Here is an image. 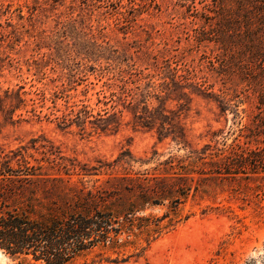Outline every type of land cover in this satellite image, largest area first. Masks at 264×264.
Listing matches in <instances>:
<instances>
[{"label":"rangeland","instance_id":"rangeland-1","mask_svg":"<svg viewBox=\"0 0 264 264\" xmlns=\"http://www.w3.org/2000/svg\"><path fill=\"white\" fill-rule=\"evenodd\" d=\"M195 7L201 10L197 0ZM192 12L179 0H0V155L27 146L39 156L31 149L34 138L80 163L124 158L130 172L151 173L169 155L182 157L186 150L170 136L159 137L155 128L134 125L132 104L110 97L123 83L118 68L152 73L166 59L175 66L180 56L202 69L205 85L211 86L207 91L214 93L187 94L183 110L171 99L173 93L165 102L174 111L169 113L171 121L190 146L209 143L212 149H226L239 143L253 148L242 136V127L255 109V98L247 96L246 86L236 77L225 79L226 91L221 75L202 61L204 52L215 61V52L210 51L212 44L195 46ZM128 76L122 80L137 91L138 100L136 86L144 89L147 79ZM152 81L160 80L156 76ZM150 101L152 107L162 106V101ZM81 104L93 114L115 112L108 129L93 130L89 124L81 128L57 118L67 106L77 109ZM245 168L206 181L211 186L206 194L191 191L148 244L141 237L134 246L97 249L71 264H244L252 258L264 264V178ZM105 177L82 180L90 185L94 178ZM167 209L165 204L145 213L160 216ZM11 263L0 250V264Z\"/></svg>","mask_w":264,"mask_h":264},{"label":"trees","instance_id":"trees-1","mask_svg":"<svg viewBox=\"0 0 264 264\" xmlns=\"http://www.w3.org/2000/svg\"><path fill=\"white\" fill-rule=\"evenodd\" d=\"M179 2L193 8L192 21L197 24L192 28L195 46L213 45L210 51L215 52V61L205 52L201 59L221 75L223 88L228 91L227 77H236L246 86L247 96L250 93L255 98V109L242 127L246 143L251 141L254 147L239 143L226 149H212L209 143L201 148L190 146L181 128L171 121L169 113L174 111L166 108L165 102L173 93L171 99L183 110L186 102L182 99L187 94L214 93L207 91L211 86L205 85L202 69L197 70L183 56L175 60L173 67L168 59L160 66L156 64L152 73L143 74V69L136 71L131 66L118 68L116 75L123 83L118 92H110L111 100L132 104L135 126L155 128L159 137L170 136L186 153L182 157L169 155L151 173L130 172L128 160L121 157L110 162L96 160L97 165L80 163L64 156L53 144L34 138L31 149L39 156L29 152L27 146L3 153L0 250L11 264H71L97 249L119 251L134 246L141 237L148 244L165 227L163 219L169 217L170 222V213L175 214L177 205L191 191L195 195L207 193L211 186L206 181L216 182L245 167L256 177L264 178V0H197L201 10L195 7L196 0ZM125 74L129 78L136 76L137 80L147 79L144 89L136 86L140 99L136 100L137 91L126 88L127 81L122 80ZM156 76L160 80L157 84L152 81ZM222 93L224 99L227 93ZM150 98L162 101V106H150ZM115 115L106 109L103 114H93L88 105L81 104L77 109L67 106L57 118L64 124L74 123L81 128L89 124L93 130L104 131ZM100 174L106 177L94 178L90 185L82 180ZM165 204L168 209L160 216L145 213ZM244 264L258 262L252 258Z\"/></svg>","mask_w":264,"mask_h":264}]
</instances>
